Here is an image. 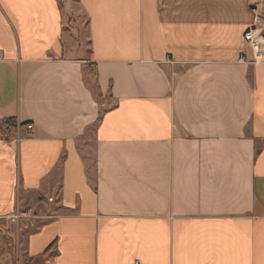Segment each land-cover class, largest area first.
Instances as JSON below:
<instances>
[{"label": "crops", "instance_id": "obj_1", "mask_svg": "<svg viewBox=\"0 0 264 264\" xmlns=\"http://www.w3.org/2000/svg\"><path fill=\"white\" fill-rule=\"evenodd\" d=\"M77 4L0 0V264H264L254 0Z\"/></svg>", "mask_w": 264, "mask_h": 264}, {"label": "built area", "instance_id": "obj_2", "mask_svg": "<svg viewBox=\"0 0 264 264\" xmlns=\"http://www.w3.org/2000/svg\"><path fill=\"white\" fill-rule=\"evenodd\" d=\"M263 36H264V34L262 33L261 28H259L257 25H254V26H251L250 28H248V30L244 34V39L249 43V45L251 46V48L254 51V58L255 59H258L261 57V51L258 49L260 46L261 38H263ZM9 126H10L9 122H6V125L4 126V128L9 129ZM27 127L29 129H32L33 124L28 123ZM28 214H29L28 211L21 212L18 208L16 210V212H14L13 214H11L9 216V219H10V221L17 223L18 220H20L22 217H24L25 215H28ZM134 264H145V263L142 262L141 260H136Z\"/></svg>", "mask_w": 264, "mask_h": 264}, {"label": "rangeland", "instance_id": "obj_3", "mask_svg": "<svg viewBox=\"0 0 264 264\" xmlns=\"http://www.w3.org/2000/svg\"><path fill=\"white\" fill-rule=\"evenodd\" d=\"M62 2L64 3L66 9L69 11V10H72V9H75L78 7V4H77V0H62ZM255 4H256V8L259 9L260 11V22L258 24V27L261 28L262 30V33L264 34V0H254ZM72 7V8H71ZM75 11V10H74ZM77 12V11H76ZM250 61L253 62L255 61V58L254 57H250ZM6 125L5 122H0V137L1 136H10V133L11 132H7L6 130H4V126ZM9 129H12L14 127V122H9ZM12 126V127H11ZM19 210L21 212L23 211H28L29 214L28 215H25L24 217L22 218H30V217H33V212L32 210L30 209H24V208H19ZM21 218V219H22ZM20 219V220H21ZM18 220V222L20 221ZM12 222V221H11ZM17 222V223H18ZM14 223V222H13ZM38 264V263H37Z\"/></svg>", "mask_w": 264, "mask_h": 264}, {"label": "trees", "instance_id": "obj_4", "mask_svg": "<svg viewBox=\"0 0 264 264\" xmlns=\"http://www.w3.org/2000/svg\"><path fill=\"white\" fill-rule=\"evenodd\" d=\"M3 122H14V124H15V122H16V120L14 119V118H8V119H5Z\"/></svg>", "mask_w": 264, "mask_h": 264}]
</instances>
